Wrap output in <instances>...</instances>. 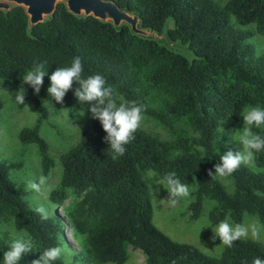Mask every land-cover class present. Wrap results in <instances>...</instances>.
Returning a JSON list of instances; mask_svg holds the SVG:
<instances>
[{
	"label": "trees",
	"instance_id": "trees-1",
	"mask_svg": "<svg viewBox=\"0 0 264 264\" xmlns=\"http://www.w3.org/2000/svg\"><path fill=\"white\" fill-rule=\"evenodd\" d=\"M110 1L135 13L141 29L163 33L169 42L185 46L189 58L131 34L125 25L114 29L91 17H74L63 3L56 4L51 18L31 28L23 8L11 6L7 12L0 11V83L21 92L24 88L25 103L16 107L36 113L39 124L46 110L33 89L23 85V76L34 63H44L49 77L79 57L83 77L101 74L113 94L142 105L134 84L135 73L144 70L148 85L169 99L159 111L144 106L142 115L169 133L184 121L196 137L178 136L169 143L138 129L124 154H114L104 140L107 133L102 125L87 111L89 105L81 104L85 114L80 139L61 156L60 186L48 195L62 211L66 226L62 217L55 214L45 221L25 205L22 191L8 177L10 167L0 164V222L10 221L33 242L32 252L18 264L33 262L46 249L60 246L65 229L77 242L79 253L74 259L81 264H123L128 248L140 251L144 264H252L256 257L264 259V244L248 239L235 241L231 248L223 246L217 258L171 241L151 223L150 194L142 178L145 171L162 181L174 173L182 183L195 186L194 202L188 207L192 218L198 217L200 202L206 198L216 204L208 213L212 224L225 217L237 224L243 214H250L264 231V174L241 165L226 176L233 183L231 195L218 176H209L210 171L215 175L222 155L214 147L220 124L238 120L247 107L264 108V57L242 44L256 35L264 39V0H223L221 5L212 0H138V5ZM230 17L238 26L252 29L232 30ZM76 87L62 104L49 96L51 104L74 109ZM37 124L20 130L17 138L21 145L36 146L45 175L52 161ZM252 130L264 137V129ZM253 165L264 169V150L255 153ZM5 251L0 253V264Z\"/></svg>",
	"mask_w": 264,
	"mask_h": 264
},
{
	"label": "rangeland",
	"instance_id": "rangeland-1",
	"mask_svg": "<svg viewBox=\"0 0 264 264\" xmlns=\"http://www.w3.org/2000/svg\"><path fill=\"white\" fill-rule=\"evenodd\" d=\"M125 1L134 5L139 4L138 0ZM212 1L220 5L223 3V0ZM230 19V27L232 30L243 31L252 29L251 26H238L232 17H230ZM164 26L165 30L168 24L166 23ZM174 44L175 43H173V45ZM242 44L250 47L255 56L264 57L263 38L256 35L243 41ZM173 47H175L176 52L189 58V51H187L185 46L177 44ZM135 74L138 81L136 87L134 84V89L136 95L142 100L143 105L154 111L164 109L165 103L168 102L169 99L167 94L148 85L145 80L146 73L144 70H140ZM49 85V78L45 77L41 90L37 96L46 110V117L37 124L38 115L36 113L30 112L27 107L20 110L17 109L16 102L13 100L15 98V93L18 92L17 87L0 83V164L10 167L8 170V177L14 186L22 191L23 195L21 199L25 205L33 209L34 205L43 204L49 210V217L55 214L62 217L64 226H66L62 211L59 209L56 210L50 203L48 195L51 190L60 186L61 156L77 145L80 139L84 127V110L77 100L74 109L54 107L47 93ZM113 95L118 104L125 102L117 94ZM248 108L250 107L243 110L238 120L227 121L220 124L216 132L217 138L214 145L217 153L223 155L229 150H239V132L236 131L243 128L244 121L242 115ZM36 124L38 126L37 134L46 143L47 154L52 161V166L45 175L39 165V156L36 146L33 144L21 145L17 138L20 130L31 129ZM138 129L151 137L169 143H173L178 136H186L188 138L196 137L184 121L175 124L172 132L169 133L155 120L145 115H142V120ZM256 129H264V125ZM243 166L251 172H261L264 174V169L258 170L253 164ZM39 176L48 178L47 187L42 196H36V194L29 192L25 188L27 181L36 179ZM142 178L145 180L150 194L152 225L171 241L189 244L203 254L217 258L224 245L221 244L218 237L214 238L213 231L218 223L212 224L208 219V213L216 205L215 202L203 198L200 202L198 217L192 218L191 210L188 207L194 202V184L188 185L190 190L188 197L177 198L175 206H171L166 201L170 198V194L166 190L167 185L163 183L162 180L155 177L151 171H145L142 174ZM218 181L227 194L231 195L233 193L234 187L230 178L218 176ZM67 193H69V190ZM26 197H28V199H26ZM33 197L35 198L33 199ZM224 220L233 224L228 217H225ZM239 223L247 225L255 223L262 226L257 217L250 214H243ZM22 236H25V233L16 231L10 221L0 222V253L8 249L13 240ZM241 239H248L264 244L263 227L259 239H253L251 235H249L248 238ZM59 247L64 249V254L61 258L63 264H81L74 259V256L79 253V247L77 242L71 237L69 229L64 230L63 241H61ZM26 264H32V262ZM123 264H144V257L140 251L128 248L127 260Z\"/></svg>",
	"mask_w": 264,
	"mask_h": 264
},
{
	"label": "clouds",
	"instance_id": "clouds-1",
	"mask_svg": "<svg viewBox=\"0 0 264 264\" xmlns=\"http://www.w3.org/2000/svg\"><path fill=\"white\" fill-rule=\"evenodd\" d=\"M82 74L83 64L79 57H74L70 66L58 67L48 77L50 81V86L47 88L48 97L50 96L52 101L62 104L65 95L72 90L74 84L77 85L74 97L80 104L89 105L87 111L90 112L91 118L98 120L103 131L107 133L104 140L109 145L108 149L114 154L123 155L126 151L125 145L135 139L134 133L140 126L144 105L134 100L118 104L113 95V88L106 86V80L101 74H94L86 78ZM46 75L48 72L45 71V64L34 63L23 76V85H29L35 94H39ZM13 100L18 104L25 103L24 88L22 92L20 89L15 93ZM242 118L243 128L236 131L239 132V150H229L221 155L220 162L215 165V175L210 171L209 176H230L241 165H252L255 153L264 150V137L252 130L253 127L259 128L264 125V108L250 107L244 112ZM47 180V177L39 176L27 181L25 188L36 196H42L47 187ZM163 183L167 185L166 190L170 194V198L166 201L171 206H175L177 198L188 197L190 194L189 186L182 183L174 173L167 174L163 178ZM33 210L40 215L42 220L49 219V210L43 204L34 205ZM261 230L262 226L255 223L233 225L227 220H223L212 231L214 238L218 237L222 245L231 248L235 241L248 238L249 235L253 239H259ZM32 248V239L27 234L13 240L8 250L3 254L2 264H18L22 256L32 252ZM63 254V248L51 247L46 249L32 264H54L55 261L62 258ZM252 264H264V259L256 257Z\"/></svg>",
	"mask_w": 264,
	"mask_h": 264
},
{
	"label": "water",
	"instance_id": "water-1",
	"mask_svg": "<svg viewBox=\"0 0 264 264\" xmlns=\"http://www.w3.org/2000/svg\"><path fill=\"white\" fill-rule=\"evenodd\" d=\"M57 3H63L66 11L74 17H91L103 23H110L114 29L125 25L131 34L152 39L176 51L173 46L177 44L169 42L165 34L159 36L155 31L141 29L135 13L120 9L110 0H0V11L7 12L11 6L23 8L28 28H31L51 18Z\"/></svg>",
	"mask_w": 264,
	"mask_h": 264
}]
</instances>
